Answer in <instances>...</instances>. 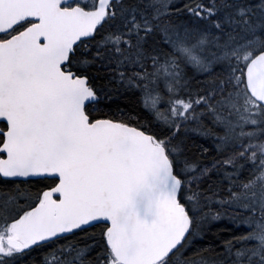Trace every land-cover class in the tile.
<instances>
[{
	"label": "snow or ice",
	"instance_id": "obj_1",
	"mask_svg": "<svg viewBox=\"0 0 264 264\" xmlns=\"http://www.w3.org/2000/svg\"><path fill=\"white\" fill-rule=\"evenodd\" d=\"M0 264H264V0H0Z\"/></svg>",
	"mask_w": 264,
	"mask_h": 264
}]
</instances>
